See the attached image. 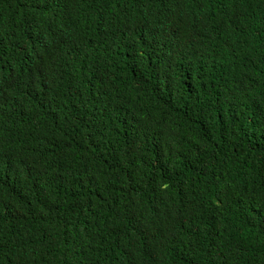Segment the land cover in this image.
I'll use <instances>...</instances> for the list:
<instances>
[{
	"label": "trees",
	"instance_id": "trees-1",
	"mask_svg": "<svg viewBox=\"0 0 264 264\" xmlns=\"http://www.w3.org/2000/svg\"><path fill=\"white\" fill-rule=\"evenodd\" d=\"M0 264H264V0H0Z\"/></svg>",
	"mask_w": 264,
	"mask_h": 264
}]
</instances>
